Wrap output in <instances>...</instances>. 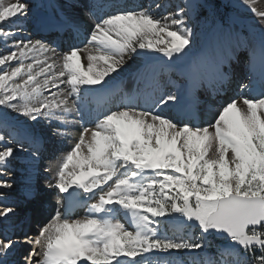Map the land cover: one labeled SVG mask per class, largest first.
<instances>
[{
	"label": "snow or ice",
	"instance_id": "6c2138e0",
	"mask_svg": "<svg viewBox=\"0 0 264 264\" xmlns=\"http://www.w3.org/2000/svg\"><path fill=\"white\" fill-rule=\"evenodd\" d=\"M66 3L69 11L80 6ZM241 3L260 26L259 71L253 56L249 83L201 125L187 118L168 74L186 81L189 96L208 86L219 95L230 81L234 50L189 58L194 32L185 17L211 5L185 0L159 18L144 6L118 10L94 22L82 47L59 52L42 38L16 39L4 25L22 23L29 4L0 0V42L15 40L13 50L0 54V176L10 175L25 142L38 159L42 140L28 124L13 123L9 111L58 122L53 135L76 123L68 119L73 114L91 117L46 185L58 192V207L36 235L25 236L32 245L26 264H176L157 255L172 251L194 253L189 264H264V0ZM32 30L39 36L80 28L61 9L55 20L35 15ZM238 47L247 49L243 41ZM134 56L144 58L134 73L143 87L108 106L116 94L103 91L106 78ZM257 86L259 95L246 94ZM13 186L0 179V198ZM23 195L30 201L35 189ZM78 208L83 215H74ZM18 214L5 203L0 223ZM18 243L0 235V264H18L10 260Z\"/></svg>",
	"mask_w": 264,
	"mask_h": 264
},
{
	"label": "bare ground",
	"instance_id": "6f19581e",
	"mask_svg": "<svg viewBox=\"0 0 264 264\" xmlns=\"http://www.w3.org/2000/svg\"><path fill=\"white\" fill-rule=\"evenodd\" d=\"M43 1L47 3L46 10L50 13L51 19L53 20L57 19L58 11L62 9L65 12H69V14L73 17V19L78 23L79 28H80V31L78 34L72 33L70 31L63 33V34L58 33V32H51V35L46 39V41L48 43H51L53 47H56L59 52L65 51L69 46H81L82 47L83 43L86 40V37L90 33V29L92 28L94 22L106 15V14H102V15L100 14V10L102 7L100 4L101 0H78V3L80 6L72 9L71 11H69L68 9L66 0H43ZM181 1L182 3H185L184 0H181ZM191 1L194 4L195 0H191ZM235 1L240 11L238 15V19L242 23H244L246 27L250 29L251 32H255V31L259 32V27H260L259 24L255 22L254 17H252L251 13L242 5L241 0H235ZM26 2L29 5L34 4V0H26ZM140 2L142 3V6L151 8L153 14L157 16L158 18L161 16L169 15L173 11L178 10L180 6H182V5H174V3H171V0H147V2L145 3H143V1H140ZM39 4H43V3L40 2ZM156 4H160L161 7L156 8L155 7ZM118 10H130V8L126 4H124L121 8L115 9L114 11H111L109 13H114ZM185 19L187 21L188 27L191 28L194 32L195 29L192 28L193 22L192 23L189 22L192 18L185 17ZM4 26H8V24H5ZM41 36L42 35H39V36L34 35L32 37H29V33L27 32L25 33V37L22 39L41 38ZM251 40L253 42L252 44L249 43V45H247V49L238 47L243 40L240 36L238 28L235 25H233L231 28H224L221 25H219L216 31H213L210 35H208L205 38L200 48L196 47L195 37H194L193 51L192 53L189 54V58L193 56H199V55H206L208 57H214L218 53L226 49L234 50L236 53V59L232 62L231 79L229 82H227L223 86L222 92L219 95L214 96L212 87L208 86V87H204V88L197 90L193 94V96H189L187 88H186V81L182 77L178 76L175 72H170L168 74L170 75L173 73L174 76H176L175 79H172V80L176 82V86L180 90V97H181L182 105H184L185 101H191L190 106H187V107L184 106V107H185V110L189 112V116L187 118H189L193 123H198V124L203 125V124L213 121L221 105L224 102L228 101L230 98H233L234 96L240 93L239 86L241 84L249 83V80H248L249 63L253 59V56L255 57V64H256V69L258 73L259 64H260V52H259V46L261 43L260 32L259 34H257V36L253 37ZM8 48L9 47L6 46L4 53L13 50V47L9 49ZM152 55L158 56V54H152ZM158 59L161 61L164 60L163 57H159V56H158ZM143 60L144 58L142 56L141 57L134 56L132 59H130L127 62V64L123 66V69L118 71V73H113L110 75V77L106 78L109 81L107 88L112 85H116L117 88L120 89V92H119L120 95H123L125 93L127 94L136 93L140 88L143 87V85L142 83L138 82V79L136 75L134 74V72H136V70L142 65ZM177 66H178L177 64L172 65L173 68ZM227 70L228 69L226 68L225 71ZM234 76L236 77L237 81L236 82L233 81L234 83H232V78H234ZM257 79H258V76H257ZM255 89H258V93H260L261 89L259 88V86H257ZM169 90L176 91V88L169 87ZM246 94L250 96L259 95V94L254 95L253 91L247 92V90H246ZM113 105L114 104L109 105V106H113ZM11 114L14 118L12 120L13 123H15L16 121H20L24 123L22 116H18L14 112ZM171 114L176 115L177 113L174 110ZM88 116L89 115L86 112L83 119L75 116L74 114L68 117L69 120L76 121V123L74 124H69L68 128L64 130L69 135V139H71L69 149H71L73 144L78 139L79 131L81 129V124L87 127L91 126V124L89 123L90 119L88 118ZM24 151L28 153L29 158L23 160L25 154L18 153L19 155H16V157L12 159V160H16L18 165L14 169L9 168L8 166L7 171L9 170L10 175L7 178H5V176L3 177H4V180H14L15 185L23 184L24 188H27L26 181L24 184V181H19L18 179H16V177H20L22 176L21 174H23L22 172L19 171L22 165L27 166V170L25 171L26 180L31 178L30 172L33 169V164L35 161L34 157L31 155L32 145L25 142ZM62 155L58 156L59 160L62 157ZM21 191L23 190L21 189ZM20 193L21 192H19V194ZM22 193H24V191ZM17 195L18 194L13 195V196L16 197ZM13 196L10 195V193L8 192L5 197L0 198V207H2L3 204H5V202L3 201L6 199H13V201H15L16 198H12ZM42 213L41 215L42 217H44L47 212L43 211ZM83 214H84V211H80V212H77L75 215H83ZM7 221L12 222L13 216L10 217ZM29 229H31L30 226H29ZM22 264H26V261L22 260Z\"/></svg>",
	"mask_w": 264,
	"mask_h": 264
},
{
	"label": "rangeland",
	"instance_id": "374dc122",
	"mask_svg": "<svg viewBox=\"0 0 264 264\" xmlns=\"http://www.w3.org/2000/svg\"><path fill=\"white\" fill-rule=\"evenodd\" d=\"M184 2H185V0H184ZM189 2L193 3L191 0H189ZM197 3H207V4L211 5V8L210 9H208V8L198 9V11L191 16L192 19L189 21L191 23L193 22L192 28L195 29L194 37H195L196 47L200 48L201 45L203 44L205 38L208 35H210L213 31H216L219 25H221L224 28H231L233 25H235L238 28L240 36L246 45H249V43L252 44L253 41L251 39L253 37L257 36V34H259L258 31L251 32L250 29L248 27H246V25L238 19V15H239L240 11L236 5L235 0H195L194 4H197ZM4 48H6V46L4 44L0 45V50L4 49ZM3 53L4 52H2L0 54H3ZM233 81L234 82L237 81L235 76H234V78H232V83H234ZM11 113H13V112L9 111L8 116L11 120H13L14 118H13ZM22 119H23V116H22ZM23 121H24V123H27L33 129L32 125H31V121H28L27 119H23ZM61 131L65 132L64 130H61ZM59 136H62V135H59ZM69 148H70V144H69V146L66 147V151L63 154L67 153L70 150ZM18 152H22V151H18ZM57 160H59V159H56L54 161L51 157L47 158L48 168L49 169L51 168V170L48 172H45L41 169L38 170L37 172H39V177H38L39 180H41V181H43L44 179L47 180L51 176H54V174H55L54 169H56L57 162H58ZM16 163H17L16 160H11L10 164H9V168L14 169L18 165V163L17 164ZM7 172L9 173V170ZM42 172H44V173H42ZM34 173H36V172H34ZM3 176L7 177L9 175L5 174ZM35 178H36V176H35ZM28 180H30V179H28ZM28 180H26V182ZM9 181H14V180H9ZM28 185H29V182H28ZM28 185H26V186L28 187ZM14 187H18V186H16L14 184L13 188ZM11 223L12 222H8L7 220L5 221V223H4V221H3V223H0V235H6L7 231L9 230ZM125 223H127L126 220H125ZM21 229L22 228L20 227L18 231H21ZM162 231H163V229H162ZM168 234L171 235L170 232Z\"/></svg>",
	"mask_w": 264,
	"mask_h": 264
}]
</instances>
